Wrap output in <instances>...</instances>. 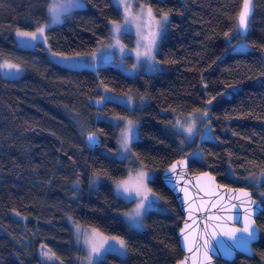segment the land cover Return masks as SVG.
<instances>
[{"label":"trees","instance_id":"16d2710c","mask_svg":"<svg viewBox=\"0 0 264 264\" xmlns=\"http://www.w3.org/2000/svg\"><path fill=\"white\" fill-rule=\"evenodd\" d=\"M84 1V8L46 29L53 53H91L108 35L109 23L120 20L111 0ZM138 1L155 17L167 14L168 22L156 53L160 70L128 77L111 67L94 73L56 65L40 44L16 47L17 30L32 32L48 21L49 0H0V58L23 69L16 79L0 75V264H45L37 255L41 245L61 264H77L84 253L67 218L126 241L125 258L107 254L98 264H176L183 256L177 238L183 216L160 173L186 159L196 143L181 147V136L167 125L171 116L161 110L188 114L211 99L216 139L199 144L201 159L188 160V171L209 172L221 186L248 189L258 199L244 180L264 173V0L253 3L244 40L249 50L227 53L225 33H233L243 0ZM99 82L147 102L132 110L112 101L94 107ZM98 113L137 122L131 152L157 173L148 184L168 212H149L141 231L120 216L128 204L110 182L122 179L126 166L98 150H115L118 128L97 120ZM89 133L98 136V148L87 143ZM92 174L104 178L95 191L89 189ZM255 223L259 239L252 257L237 254L215 264H264V211Z\"/></svg>","mask_w":264,"mask_h":264},{"label":"rangeland","instance_id":"374dc122","mask_svg":"<svg viewBox=\"0 0 264 264\" xmlns=\"http://www.w3.org/2000/svg\"><path fill=\"white\" fill-rule=\"evenodd\" d=\"M57 2V0H49L48 3V7H47V14L49 16L48 21L45 24L42 25H51L55 26L58 25L59 23L62 22L63 17L65 14L70 15L71 12H73L74 10H78V9H82L85 7V1L83 0V6L82 7H76L75 5L73 6H68L67 10L64 11L62 10L60 12V22L59 23H52L51 20V16L49 14V6L52 3ZM61 2L63 3L64 0H61ZM112 4L116 7L117 10H119L120 13V20L116 21L117 23H120L123 25L122 31L118 34V39H119V44L123 45L125 47V49H127L128 51L123 55V57H121V55L119 54L118 49H106V46L108 44H115L116 40L113 39V35H112V22L109 23L108 25V35L106 36V38L102 39L101 41L98 42L97 46L95 47V49L91 52L88 53L86 55H60L58 54L56 57H54L52 55V51L49 49V47L47 46V43H44L43 41L40 42H33L35 45L40 44L43 49H44V53L47 56V58L49 59L50 62L62 66V67H66L69 69H74V70H88V71H92V72H97V70L101 67H111L114 68L118 71L121 72V74H124L125 76L128 77H135L138 74H153L157 71L160 70V65L159 63H157L156 65V70L154 71H149L148 70V65L147 64H143L142 66H139L138 69L133 72L131 71L132 65L134 63H137L136 61V50H137V46L138 44H146L148 43V41L151 38V33L154 31L158 32V36H157V43L154 47L153 50V55L155 58V61H157L156 59V53L158 50V46L160 41L162 40V38L165 35L166 32V28H167V22H168V16H167V22L163 24V27H159L160 22H161V18L165 15L162 14L159 17H155L153 14L151 15V18L148 16L147 10L148 5L143 2V1H138V0H117V2H114V0H111ZM127 3L128 5H130V7L127 9V14L125 12V8L123 7V4ZM127 19L128 23H125V20ZM40 25V26H42ZM39 27V26H38ZM49 27H46V29ZM45 29V31H46ZM17 32V31H16ZM16 32L14 33L15 37V41H16V47H19L21 49H35L36 46L34 47H22L21 46V40L20 38L17 37ZM230 37H226L225 36V42L227 45V52H245L247 50H249V47H247V49H244L243 51H241L240 49V44L244 43L247 44L245 41H241L239 40L238 42L235 41L233 44L230 43ZM102 47L106 50H102ZM141 51H143V48L140 49ZM95 52L96 53V59L93 60L91 54ZM107 53H112L113 54V61L110 63H103V57L107 54ZM62 57H73V59L71 60H64ZM121 59L123 60V63H121ZM12 63L15 64L11 61L5 60V59H1L0 58V64L3 63ZM21 68V67H20ZM22 69V68H21ZM23 74V69L20 73H15V70H10V69H0V75L1 77H3L4 79H16L19 78L21 75ZM98 89L100 91L101 96L97 99L92 101V104L94 105V107L97 108H101L102 105L108 101H112L115 103H119L122 106L128 108L129 110H132L135 107H143L144 104H146V99L144 98V96L142 98H139L138 100H135L133 96L131 95H121V94H115L111 91H109V89H107L106 87H104L100 82L98 83ZM237 90V87H233L232 89H230V91H235ZM230 91L228 92H224V95H230ZM105 96H110L113 97L112 100H102V97ZM129 96L132 98V105L131 107L126 105V101L128 100ZM97 101H99V103H97ZM211 104H206V108L202 109V110H197V111H193L190 112L188 114H182V113H177V112H172V111H168V110H161L160 113L163 115H170L171 116V121L168 125V127L174 131L175 133H177L178 135L181 136V140L179 141V145L181 147H184L187 144H191L193 142H195L196 147L195 149H193L192 151L189 152V154L186 155V159L190 160V159H201V153L199 150V144L203 141H214L216 138L214 136L213 130H212V126H211V120H210V114H209V107ZM205 111H207L208 115L207 117L204 116ZM117 116H110V115H104L102 113H98L97 114V120L99 121H105L110 123L111 125H113V127L118 128V134H117V142H116V148L115 150H108V149H103V148H99L98 150L117 160L123 161L125 163L126 166V174L122 179H118L116 181H111L110 184L112 186V189L114 191V194L117 198H119L121 201H123L124 203L128 204V209L123 211L120 216L123 219V221L130 226L128 220L125 217V213L131 212L133 209H135L138 200L140 199V197H136L135 199L129 201L124 199L123 197H118L116 195V184L117 183H126L127 186L131 189H133L135 191V189L140 187V174L143 173L145 175V177H147L146 179H144L143 181V191L148 194L151 195L152 193H154L150 187H149V181H151L152 179H154L157 175V173L155 171L152 170H147L145 169L133 156L132 152H131V143L138 140V136L136 139H131L129 140V149L127 151H125L124 149L121 148L120 145V137H121V133L122 131L125 129V125L127 123L128 118H124L123 119H116ZM133 121V120H131ZM135 124V127L138 130V124L137 122L133 121ZM182 125V128L180 129V131H177V127L176 125ZM118 125V126H117ZM189 127L192 128V133L191 135H189L186 131V129H188ZM263 173V172H262ZM261 173V174H262ZM261 174H259L256 178H259L261 176ZM99 176V175H98ZM93 179H94V174H92L90 176V180H89V189L91 191H95L96 188L98 187V185L104 180V178L102 176H99V179L97 180L96 183H93ZM245 182L249 183V178L244 180ZM75 187L78 188V184H75ZM255 190H256V195L258 197L259 200H261V193H264V188L261 187V184H257L254 186ZM133 191V194H134ZM156 197L158 198V196L156 195ZM151 211H157V212H161V213H167L168 210L166 208V206H164L161 202L160 199H158V204L152 208H150L148 211L144 212L142 219H144L145 215H147L149 212ZM67 225H69L72 229V233H73V239L74 242L76 244V246H79L81 248V250L83 251L84 255L82 258H79L77 260V264H82V261H84V258L87 256L89 247L88 245L85 243L86 241H90L92 239V237L94 236L95 233H99L102 236H106L104 234H101L98 230L93 229V228H89V227H85L82 226L78 223H75L73 220H71L70 218H67L66 220ZM131 227V226H130ZM133 228V227H131ZM144 225L142 226V228H133L135 230L141 231L143 230ZM106 237H111V236H106ZM47 252L48 255L51 257V259H47L42 253ZM109 255V254H113L116 255L120 258H125L126 255L124 256H120L116 253H112V252H108L105 253L101 258H99L98 260L94 261V264H98L101 260L104 259L105 255ZM127 254V251H126ZM39 259L41 260V262L45 263V264H61L56 257L49 251V249L47 247H45L44 245H41L38 248V253H37Z\"/></svg>","mask_w":264,"mask_h":264},{"label":"snow or ice","instance_id":"6c2138e0","mask_svg":"<svg viewBox=\"0 0 264 264\" xmlns=\"http://www.w3.org/2000/svg\"><path fill=\"white\" fill-rule=\"evenodd\" d=\"M114 2H117V0H114ZM254 0H243L242 10L240 11L238 17H237V23L233 30V33L231 34L230 38H236L237 36L240 37L241 41H244L247 38V34L250 30L249 20L251 18V15L254 11L253 7ZM76 7H82L83 6V0H64L62 3L61 0H57V2L50 4L49 6V14L52 18V23H59L60 22V12L62 10L66 11L68 6ZM123 7L125 8V12L127 14V9L130 7L127 3L123 4ZM148 16L151 18L152 10L149 8L147 10ZM167 22V14H165L161 18V22L159 27H163V24ZM125 23H128L127 19L125 20ZM51 25H42L36 28L35 31L32 32H24L17 30L16 35L21 40V46L22 47H34L35 44L33 42H40L43 41L44 43H47V37L45 35V29L46 27H50ZM123 25L117 22H112V35L113 39L116 40L115 44H108L106 46V49H118L119 54L121 57L128 51L125 49L123 45L119 44L118 34L122 31ZM157 36L158 32L154 31L151 33V38L146 44H138L137 50H136V61L137 63H134L132 65L131 71L135 72L139 66H142L143 64L148 65L149 71L156 70L157 61H155L153 50L157 43ZM226 37H229V33H225ZM248 45L241 43L240 49L243 51L244 49H247ZM143 48V51L140 49ZM102 47V50H106ZM54 57H56L57 53H52ZM79 55V54H77ZM92 59L95 60L96 53L93 52L91 54ZM112 53H107L104 56V59L106 61H112ZM64 60H71L73 57H62ZM123 63V60L120 61ZM0 69H10L15 70V73H20L22 69L17 64L12 63H3L0 64ZM110 91V90H109ZM102 100H112L113 97L105 96L101 98ZM212 99H215L213 97ZM99 103V101H97ZM127 106L131 107L132 105V98L129 96L128 100L125 102ZM208 104L212 103V100L207 101ZM208 113L205 111L204 116L207 117ZM117 120L123 119L122 117H117ZM118 126V125H117ZM177 131L179 132L182 128V125L177 124ZM187 133L191 135L192 128L189 127L186 129ZM138 136V130L135 127V124L133 121L128 120L125 129L121 133L120 137V145L121 148L127 151L129 149V140L136 139ZM88 142L90 144H97L99 143L97 135L95 133L90 134L88 136ZM183 164L181 161L179 164H174L170 171L172 173H176V169ZM206 175V174H205ZM145 175L143 173L140 174V187L135 189V191L127 186L126 183H117L116 184V195L118 197H123L126 200H133L136 197H140V199L137 202V205L135 209H133L131 212L125 213V217L128 220L129 224L133 228H142L143 226V214L144 212L148 211L150 208L156 206L158 204V199L156 197L155 193H152L151 195L146 194L143 191L144 185L143 181L146 179ZM99 179V176L94 174L93 183H96ZM257 184L264 185V173L261 174L259 178L256 177H250L249 178V186L254 187ZM134 191V194H133ZM261 200L259 203L256 201L251 200L250 193L243 192V196L248 198V203L252 205V207L245 209V216H244V226L242 228H227L226 230H221L217 232L215 229L211 232L210 235L206 236L203 242V257L204 261L210 262L211 261V253H215L217 255H222L224 258H229L233 255L234 249H240L242 251H248L249 250V244L251 241L256 239V229L254 227V222L252 220V216L254 213L258 214L262 211H264V193H261ZM215 206V205H213ZM209 219H212V217H209ZM210 226V225H209ZM217 228H221L222 226L217 225ZM239 234V235H238ZM227 237L228 240H230L232 243L226 245L223 240L218 239V237ZM188 237L185 236V242H187ZM213 241L215 243H213ZM88 247V253L87 256L84 258V261H82V264H94V261L101 258L105 253L112 252L116 253L120 256L126 255L127 250V243L125 240L120 239L119 237L112 236V237H106L102 236L99 233H95L94 236L90 241L85 242ZM188 250L191 252L193 249L188 248ZM197 251H199V246L197 248ZM47 259H51V257L48 255L47 252L42 253Z\"/></svg>","mask_w":264,"mask_h":264},{"label":"water","instance_id":"95a60500","mask_svg":"<svg viewBox=\"0 0 264 264\" xmlns=\"http://www.w3.org/2000/svg\"><path fill=\"white\" fill-rule=\"evenodd\" d=\"M240 5L241 11L243 1ZM102 61L103 63H110L113 61V57L112 61H106L104 57ZM90 134L93 133L85 136L87 143L92 148H98L100 145L99 139V143L95 145L88 142ZM181 161L183 164L176 169L175 174L172 173L170 171L172 166L179 164ZM160 178L174 195L183 216L181 228L177 232L179 247L183 256L176 264H215L216 260L230 262L237 254L252 257V246L259 239V229L256 227L255 219L261 212L254 213L252 216L256 229V239L250 242L248 251L234 249L233 255L229 258L210 252L211 261L207 262L204 261L202 247L205 237L210 235L213 229L219 232L227 228H242L244 226L245 209L252 207V205L248 203V198L243 196V192L250 193L251 200L257 203L260 202L252 196L248 189L221 186L209 172L190 173L187 159L173 162L160 173ZM209 217H212V219H209ZM217 225L222 227L217 228ZM185 236L188 237L187 242H185ZM218 239L223 240L226 245L232 243L226 236L218 237ZM213 243L215 242L213 241ZM198 246L199 251H197ZM189 247L193 249L191 252L188 250Z\"/></svg>","mask_w":264,"mask_h":264}]
</instances>
